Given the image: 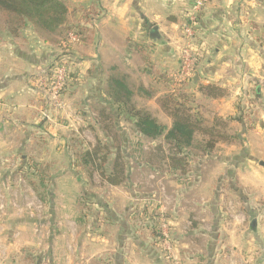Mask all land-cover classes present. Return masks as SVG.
<instances>
[{
    "label": "crops",
    "instance_id": "crops-1",
    "mask_svg": "<svg viewBox=\"0 0 264 264\" xmlns=\"http://www.w3.org/2000/svg\"><path fill=\"white\" fill-rule=\"evenodd\" d=\"M64 1L68 23L89 28L88 40L73 48L78 62L67 103L105 104L103 87L117 65L134 83L154 86L155 95H136L135 101L170 127L173 119L161 105L170 81L147 68L169 78L178 73L182 22L194 0ZM198 29L205 51L186 89L201 114L227 121V128L215 127L224 136L213 152L191 161L182 179L172 168L174 177L165 182L172 187L156 207L169 218L170 262L161 226L131 222L135 194L129 190L106 184L103 193L90 194L92 211L81 210L85 189L70 171L62 114L43 117L37 84L39 70L51 66L61 48L30 27L20 37L0 31V208L8 206L5 197H22L21 203L26 197L50 199L48 215L34 206L27 222L17 217L4 225L0 219V264H264V0H208ZM201 85H216L224 94L205 97ZM96 109L92 115L99 123ZM35 165L54 171L43 175L40 193L22 189L23 182L41 177Z\"/></svg>",
    "mask_w": 264,
    "mask_h": 264
},
{
    "label": "trees",
    "instance_id": "trees-1",
    "mask_svg": "<svg viewBox=\"0 0 264 264\" xmlns=\"http://www.w3.org/2000/svg\"><path fill=\"white\" fill-rule=\"evenodd\" d=\"M0 20L3 22L0 23V28L12 36L20 37L22 31L30 27L45 42L61 49L64 48V51L68 50L70 55L76 44H69L65 47L61 43V41L68 42L69 33L76 32L79 35V43L88 40L89 28L85 24L68 23V6L64 0H0ZM63 54L60 53L56 61H66L62 57ZM141 55L148 64L149 57L147 54L141 53ZM69 66V79L65 90L70 86L72 80L73 83L76 80V65L69 64ZM147 70L157 79L170 81L171 91L161 99V105L173 119L170 127L161 123L149 110L136 106L135 96L152 97L156 93L154 86L146 87L143 84L134 83L127 73L123 72L117 65L109 69L105 94L108 101L105 103L115 105L118 108L115 117L125 114L128 120L133 121L140 135L146 139L154 141L162 137L165 143L171 146L172 154L167 157L169 165L173 169H184L189 155L185 150L194 145L199 138L198 136L202 135V138L199 139V145L204 154H209L215 150L216 143L224 136L215 127L223 124L222 122L225 120L219 118L217 123L209 124L207 118L198 111L195 97L192 96L193 93L191 94L186 89L187 81L192 82L193 77L182 79L176 74L169 78L167 73L155 69L152 65H148ZM199 90L205 97H220L224 94L223 89L216 85H201ZM103 108L99 111V120L102 122L111 121L112 114L108 108ZM183 151L185 152L183 153ZM180 154L183 155L179 157ZM109 155V148L102 146L100 142L93 147L80 149L75 154L78 164L88 169L90 175L98 172L106 184L119 185L125 179L122 157L118 153L112 169L108 171L105 168V163ZM39 170L41 171L42 168L39 167ZM43 175L45 174H41V184L45 182ZM31 183L35 189L38 188L35 185L36 182L31 180ZM155 233H158V229L155 230Z\"/></svg>",
    "mask_w": 264,
    "mask_h": 264
},
{
    "label": "rangeland",
    "instance_id": "rangeland-1",
    "mask_svg": "<svg viewBox=\"0 0 264 264\" xmlns=\"http://www.w3.org/2000/svg\"><path fill=\"white\" fill-rule=\"evenodd\" d=\"M0 23H3L2 20H0ZM182 23H184V21ZM0 31L4 32L1 28ZM61 43H63V41H61ZM183 50L184 49H182V51ZM204 51L205 50H202V52ZM60 53H64L62 57L66 59L67 63L69 61V64H74V65L77 64L78 62L77 55L74 54L73 52H71L70 55V53H68V50L64 51L63 48L60 50ZM60 53L58 52L56 54L54 60L55 62H57L56 58L58 55H60ZM202 55L203 53L200 54V56ZM43 68L46 67H42L41 69ZM106 89L107 86L105 85V87H103V92H102L103 94H106ZM66 92L67 90L64 89L63 92L64 107L62 109H56L53 111L54 114L55 113L62 114L61 117H59V120L62 121L61 122L62 125H65L64 128L65 129L64 144H66L65 151H67L66 153L69 155L71 159H73L72 162L73 166H72V170L70 171L71 172L73 171L74 174L77 175L76 176L77 178L78 177L81 178L80 179L81 183L83 185V188L85 189L84 190L85 196H82L83 198L81 197L82 199L79 200L78 203L79 206L81 207V210L92 211L91 210V207L93 206L92 199L94 196H90V194L94 195V192L103 193L107 185L105 182L102 181L98 172H94L92 175H90V171L88 169L84 168L83 165L78 164L75 154L80 149H84L86 147H91V146L93 147L94 145H97L98 142H100L102 146H106L110 150V155L108 156V160L105 163L106 170L110 171L112 169L114 160L116 159L118 153H120L122 157L121 162L123 163V167H124L125 179L118 186H121L122 190L127 189L132 194H135V197L131 199V201L133 200V204L131 205L129 204V208L132 207L131 210L133 212V218L131 222H133L135 225H160V226L170 225L168 221L169 218L167 217V215L162 214L160 211H158L156 205L158 204L157 202H159L160 200L164 201L166 199L168 192H170V191L167 192V190L170 189V187H172L170 186L171 185L170 182L169 184H165L167 180L171 181L170 178L174 177L172 174L173 169L169 165L167 158L169 155L172 154V151L170 150L171 146L165 143L162 137L154 141H151L141 136L139 133H136L134 130L133 121L128 120L125 114H122L121 116H117V118L115 117L116 111L114 110L117 107L114 105H111L113 108V110L110 111V113L112 114L111 121L108 122L100 121L99 123H97L96 117L92 115L93 114L92 112L96 108H98L99 110L98 109L96 110L98 111L99 114V111L101 109H104L103 107L107 108L109 104L105 103L106 104L105 105L103 101L97 102L95 104H93V102H90L87 105L85 104V107H82L81 103H77L76 106L77 108H75L73 102H71L72 103L71 105L70 103H67V101L65 100ZM44 105L45 106L43 107V111L47 106L45 100H44ZM136 106L139 107L138 104H136ZM84 110L87 111L86 118L82 115ZM68 113H70V115ZM205 114H206L205 112L202 113L204 117H206ZM75 115L77 117H75ZM59 120L57 121L59 122ZM207 120L211 124V123H217L219 121V118L218 117L213 118L212 120L207 118ZM222 123L223 124H220L218 127L219 128L221 127L222 130L224 131L227 127L225 128L222 126H224V123L226 122L223 121ZM198 137L199 138H197L194 145L191 148L185 150L186 153L188 152L189 155H188V159L186 160L187 163L184 165V169L182 168L181 170L176 169L180 171L178 172V174H180L181 179L184 173L188 169L187 166L191 164V161L197 158V156L203 154L202 148H200L199 145V141H200L199 139L200 137L202 138V135ZM185 151H183V153ZM105 152L106 151L104 150V153ZM181 155L183 154H180V156L179 155L178 156L181 157ZM54 167L57 168V166ZM33 168H39V166L35 165ZM40 168H42V170L39 172V176L41 174H47V171H50L52 173L54 172L51 171L50 167L45 165H43ZM44 171L45 173H43ZM40 179L41 177H39L36 180H33L34 182H36L35 185L38 187L37 190L30 181L25 183L23 182V184L26 185L24 186V188L22 187V189L24 190L30 186L31 188H33V190L35 189L37 193H40V190L42 191L44 190V184L40 183ZM46 184L48 185L49 183ZM158 186H161V188L159 189ZM157 188L159 189L158 195H157ZM165 189L167 190L165 191ZM136 195L138 196L136 197ZM150 197L153 198L150 199ZM26 198H24L23 203H21L22 197H19V199H15L14 197H5L8 206L4 204L3 208H0V214H1L0 216H2V218L0 219L2 221L4 220L2 224L12 225V221H13L12 219H16L17 217H20V219H24L22 221L25 222L28 216L33 215V214L30 215L28 213H31L30 209L32 208L33 210L35 204L37 205L38 200L42 201V212L40 213V215L42 216L44 214L48 215L50 199L31 198L29 200ZM168 201L170 202L169 197H168ZM22 207H24L23 209L24 212L22 210ZM34 213H35L34 215L35 218L42 219L41 216H38V212L34 211Z\"/></svg>",
    "mask_w": 264,
    "mask_h": 264
},
{
    "label": "built area",
    "instance_id": "built-area-1",
    "mask_svg": "<svg viewBox=\"0 0 264 264\" xmlns=\"http://www.w3.org/2000/svg\"><path fill=\"white\" fill-rule=\"evenodd\" d=\"M207 2L208 0H194L182 25L185 47L181 53L180 68L177 73L182 79L193 77L196 66L203 56H200V54L204 53L202 52L204 46L200 40L198 28L200 15ZM79 41V35L76 32H71L68 35V42L63 41V45L67 47L69 44H77ZM51 66L41 69L37 75V84L47 104L43 111V117L48 120L52 119L53 110L64 107L63 92L69 79L70 67L66 61H57ZM35 207L37 210H42V202L38 200ZM1 208H3V205H1ZM159 238L163 243L164 258L169 262L172 261V237L168 225H161Z\"/></svg>",
    "mask_w": 264,
    "mask_h": 264
}]
</instances>
